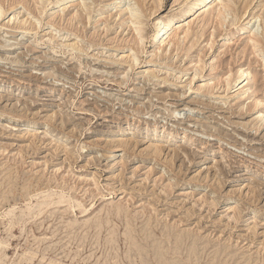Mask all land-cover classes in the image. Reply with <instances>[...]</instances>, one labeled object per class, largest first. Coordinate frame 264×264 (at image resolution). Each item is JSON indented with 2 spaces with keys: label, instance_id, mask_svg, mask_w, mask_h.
Segmentation results:
<instances>
[{
  "label": "rangeland",
  "instance_id": "rangeland-1",
  "mask_svg": "<svg viewBox=\"0 0 264 264\" xmlns=\"http://www.w3.org/2000/svg\"><path fill=\"white\" fill-rule=\"evenodd\" d=\"M3 1L0 264H264V122L253 121L264 54L243 55L252 33H239L251 13L261 36L264 0L236 26L230 15L214 43L210 22L194 47L182 29L180 46L152 41L192 0H44L42 12ZM129 7L145 10L139 47ZM204 10L181 28L200 31ZM164 126L175 142L193 137L188 159L148 154ZM121 138L138 144H112ZM168 233L200 253L182 254Z\"/></svg>",
  "mask_w": 264,
  "mask_h": 264
},
{
  "label": "bare ground",
  "instance_id": "bare-ground-1",
  "mask_svg": "<svg viewBox=\"0 0 264 264\" xmlns=\"http://www.w3.org/2000/svg\"><path fill=\"white\" fill-rule=\"evenodd\" d=\"M12 2L10 3V5L8 6L7 9H10V8H13L17 5H20L22 4L24 7L28 8L30 6H32L33 4L30 5V1L31 0H11ZM42 1L44 0H33V3H35L36 5V9H38L39 11L41 10V12L43 11L44 8L43 5L39 6L40 3H42ZM60 2H63V3H69V2H72L74 0H59ZM136 1V4L140 5L139 7H141V5H145V3H148V0H135ZM212 1H216V0H192L190 1V3L187 5V7L185 9H183V11L181 12V15L178 16H173V17H169V18H166V20H163L162 22H160V27L159 29L157 30V33L154 35L152 41L154 44H162L163 43V46H164V43L168 40V44L170 43H173V45H179V36L180 34L176 32L177 29H182V32H184V36L182 38H184V42L186 40V38H188L191 34L193 35L192 36V39L193 40H196L195 42L190 40V42H194L193 44H191L192 47H194L195 43L198 42L203 36L206 35V28L207 27H210L209 23H214L215 27L213 26V29L214 31L212 30V38H211V42H215L216 41V38L219 36V34H221V28L224 27L225 23H226V19L229 18L230 15L233 16V19L232 21L230 20L229 25L231 26H236L241 20V17H245L247 15V12H248V9L250 7V5H252V1L254 0H218V2L211 6V3ZM0 2H4L3 0H0ZM1 3V4H2ZM85 4V3H84ZM83 4V6H85ZM38 5V6H37ZM137 5V7H138ZM153 5V4H152ZM28 6V7H27ZM87 6V5H86ZM146 6V5H145ZM149 6H151L149 4ZM242 6V11L240 12V8ZM264 6V5H263ZM89 7V6H88ZM153 7V6H151ZM151 7H149L151 9ZM83 8V7H82ZM87 9V7H85ZM84 8V10H85ZM148 8V7H147ZM148 8V9H149ZM202 8H204V16H203V26L201 27L202 29L200 31H197L195 32L193 27H192V23L193 22L192 20L185 26V27H182L179 25L181 22H186L188 20L191 19V17L195 14H197ZM264 8V7H263ZM142 8H133V7H129V11L128 13L130 14V18H131V22L133 23L134 25V30L136 31V36H135V39L137 40L135 43L136 45H138L139 47V44L138 42H140V39L143 37V28L141 30L140 28V23H141V19H142V16L145 14L144 11L145 10H140ZM144 9V8H143ZM29 10V9H28ZM35 10V9H34ZM83 10V9H82ZM5 9L4 7L0 6V16H2L4 13H5ZM88 12V10H86ZM84 11V12H86ZM144 13L143 15L141 14ZM264 13V12H263ZM241 14V15H240ZM251 13L246 16V18L244 19V21H247L244 25L241 26V29L239 31V33H252L246 40V43L245 44V48L244 51H243V55L244 53H247V52H250L249 54L253 53L254 55H256L258 52L259 54L257 56H262L264 54V30H262V34L261 36L256 33V31H252L253 29V26H250V24L252 23V20L253 18L255 17V15L252 16L251 19H249ZM263 16L261 15H258V17H262L261 19V22L264 23V14H262ZM240 16V17H239ZM78 18H81V19H84L83 17H85V15L83 16L82 13H80L79 15H77ZM239 17V19H238ZM235 18V19H234ZM215 20V21H214ZM82 21V20H81ZM143 21V20H142ZM261 23V24H262ZM142 25V23H141ZM209 25V26H208ZM263 25V24H262ZM32 26V25H31ZM21 27V26H19ZM264 27V26H263ZM36 26L33 25L32 26V29H35ZM25 29V28H23ZM29 29V28H28ZM209 29V28H208ZM27 30V29H26ZM25 30V31H26ZM197 39H195V38ZM182 40V41H183ZM213 42V43H214ZM181 44V42H180ZM183 45L185 43H182ZM176 45V46H177ZM180 46V45H179ZM183 47V46H182ZM213 47V46H212ZM244 47V46H243ZM187 48V46L185 47ZM191 48V47H190ZM188 48V49H190ZM192 49V48H191ZM9 50V49H7ZM242 52V51H241ZM262 53V55H261ZM248 55V54H246ZM245 55V56H246ZM238 56H239V53H238ZM237 56V57H238ZM241 57V56H240ZM239 57V58H240ZM248 57V56H247ZM264 57V56H263ZM238 58V60H239ZM263 58H261L262 60ZM258 60V59H257ZM257 60H255V62H257ZM260 60V59H259ZM252 62V61H251ZM259 62V61H258ZM264 62V61H263ZM252 64V63H251ZM196 74L198 73V69L196 68ZM248 73V72H247ZM246 74V70L245 69H240L239 73L237 72V74H233L235 76H237L238 78V84H241L246 78H248ZM228 76L226 78V81H227V85L230 86L232 85V76ZM234 77V76H233ZM236 78V77H235ZM234 78V79H235ZM244 78V79H243ZM250 83H246L244 84L242 87H240L238 90L240 91H243L242 93H240L239 96H244L243 94L247 91V89H245V87H247ZM143 90V89H141ZM155 96H158V95H155ZM159 97V96H158ZM160 98V97H159ZM262 104V101L261 100H257L255 105L253 106L255 109H257L260 105ZM253 121L254 122H264V114H259L257 116H255L253 118ZM264 124V123H263ZM125 125V124H124ZM241 125L243 126H247L248 124L246 123H241ZM130 126V124H129ZM134 126V125H132ZM124 127V126H123ZM131 127V126H130ZM137 128V127H136ZM128 129H131L128 127ZM152 137H150L149 141H151L149 147H148V154L149 155H152L153 157H156V158H166V160H169L168 162L172 163L173 161H175L176 159H181V157H185V159H188V157H190L189 155H186L184 153L185 151V148L182 146V143H187L189 141L192 140V138L186 134L185 132V136H184V140L183 142H180L182 140H180L178 142H175L173 140H175V137L173 135V130L169 129L168 128H165L164 126V130H163V133H160L158 131L157 128H155L154 130H152L151 133ZM177 138V137H176ZM181 138V137H180ZM170 140V143H168ZM172 142V143H171ZM115 144V146H118V147H124L126 149H130L131 147L133 146H136L138 144V141L135 140V138H129V139H117L116 141H112V144ZM113 144V145H114ZM177 144V145H175ZM179 144V145H178ZM183 153H184V156H183ZM187 153V152H186ZM207 159V158H206ZM172 161V162H171ZM32 191V190H31ZM30 192V191H29ZM123 210H121L120 207H116L115 210H113L114 214L116 215H121ZM122 218V217H121ZM120 219V218H119ZM109 221V220H108ZM150 221V220H149ZM121 222V220L119 221ZM133 222V221H132ZM147 225V228L146 229H143L141 230V232H144L143 234L147 237V239H149L148 241H150L151 239V235L150 234H147V233H150L151 232V229H152V224H149V222L146 224ZM102 226V225H101ZM128 229H131L133 232L134 231H137L136 228L134 229V226L133 228L131 227V225L129 224V222L127 223V227ZM155 228V227H154ZM114 231V230H113ZM130 231V230H129ZM131 231V232H132ZM147 231V233H146ZM155 232V231H154ZM160 233V232H159ZM163 234L165 235L166 232H164L163 230ZM132 235V234H131ZM130 235V236H131ZM135 235V234H134ZM167 235H169L171 238H172V241L170 242H174L173 239L176 240V244L178 245V248L181 249V252L182 254H185L187 253L188 255L189 254H199L200 251H198L195 247H193V244L188 241V237H184V236H180V235H175L172 234V233H168ZM153 236V235H152ZM143 237V236H142ZM141 239V238H140ZM107 241V240H106ZM150 245V244H149ZM175 245V244H174ZM172 246V245H171ZM155 248V247H154ZM101 249V248H100ZM135 249V248H134ZM191 249V250H190ZM139 250V253L141 254V250ZM136 250V251H138ZM168 250V249H167ZM170 251V250H169ZM150 252V251H149ZM176 252V251H175ZM185 252V253H184ZM180 253V254H181ZM126 254V253H125ZM156 254V253H155ZM180 254L178 255H175V256H179ZM159 256V255H158ZM201 257V256H200ZM233 259V258H232ZM254 259V258H253ZM125 260V259H124ZM201 260V259H200ZM227 261V260H226ZM179 262V261H178ZM168 263V262H167ZM177 263V262H176ZM180 263V262H179ZM182 263V262H181ZM186 263V262H185ZM219 263V262H218ZM150 264V263H149ZM201 264V263H200ZM214 264V263H213Z\"/></svg>",
  "mask_w": 264,
  "mask_h": 264
}]
</instances>
